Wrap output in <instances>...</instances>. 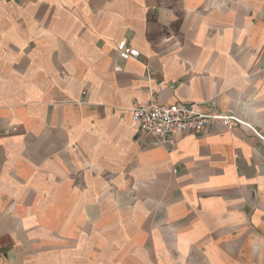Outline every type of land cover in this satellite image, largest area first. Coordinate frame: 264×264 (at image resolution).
<instances>
[{
    "label": "crops",
    "instance_id": "0c3cea01",
    "mask_svg": "<svg viewBox=\"0 0 264 264\" xmlns=\"http://www.w3.org/2000/svg\"><path fill=\"white\" fill-rule=\"evenodd\" d=\"M153 96L239 122L155 144ZM256 131L264 0H0V264H264Z\"/></svg>",
    "mask_w": 264,
    "mask_h": 264
},
{
    "label": "built area",
    "instance_id": "2783aa9c",
    "mask_svg": "<svg viewBox=\"0 0 264 264\" xmlns=\"http://www.w3.org/2000/svg\"><path fill=\"white\" fill-rule=\"evenodd\" d=\"M120 59L127 61L139 57V51L126 39L117 45ZM133 123L139 131L154 139L155 144L172 145L173 137L181 133L202 134L215 122H224L227 126H236L239 119L232 113H206L196 104L177 102L159 103L156 97L148 101H135L130 108ZM262 139L261 132L256 131Z\"/></svg>",
    "mask_w": 264,
    "mask_h": 264
}]
</instances>
